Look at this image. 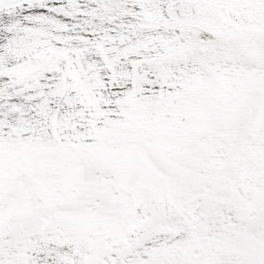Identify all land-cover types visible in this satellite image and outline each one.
Here are the masks:
<instances>
[{
  "label": "snow or ice",
  "instance_id": "1",
  "mask_svg": "<svg viewBox=\"0 0 264 264\" xmlns=\"http://www.w3.org/2000/svg\"><path fill=\"white\" fill-rule=\"evenodd\" d=\"M0 264H264V0H0Z\"/></svg>",
  "mask_w": 264,
  "mask_h": 264
}]
</instances>
